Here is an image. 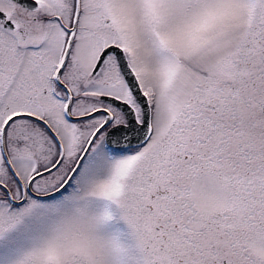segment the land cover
I'll list each match as a JSON object with an SVG mask.
<instances>
[{
    "label": "snow or ice",
    "instance_id": "snow-or-ice-1",
    "mask_svg": "<svg viewBox=\"0 0 264 264\" xmlns=\"http://www.w3.org/2000/svg\"><path fill=\"white\" fill-rule=\"evenodd\" d=\"M0 264H264V0H0Z\"/></svg>",
    "mask_w": 264,
    "mask_h": 264
}]
</instances>
